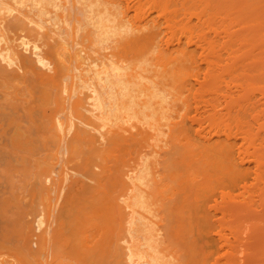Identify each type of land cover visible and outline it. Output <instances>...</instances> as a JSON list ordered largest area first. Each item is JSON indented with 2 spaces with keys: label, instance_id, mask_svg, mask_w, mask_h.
Here are the masks:
<instances>
[{
  "label": "bare ground",
  "instance_id": "bare-ground-1",
  "mask_svg": "<svg viewBox=\"0 0 264 264\" xmlns=\"http://www.w3.org/2000/svg\"><path fill=\"white\" fill-rule=\"evenodd\" d=\"M217 190L264 264V0H0V264H208Z\"/></svg>",
  "mask_w": 264,
  "mask_h": 264
},
{
  "label": "rangeland",
  "instance_id": "rangeland-1",
  "mask_svg": "<svg viewBox=\"0 0 264 264\" xmlns=\"http://www.w3.org/2000/svg\"><path fill=\"white\" fill-rule=\"evenodd\" d=\"M24 39H26V38H24ZM30 43H31V42H30ZM191 48H193V47H191ZM193 49H194V48H193ZM197 50H198V49H196V51H197ZM27 51H28V50H27ZM27 51H26V52H27ZM24 52H25V50H24ZM26 52H25V53H26ZM197 52H198V51H197ZM198 53H199V52H198ZM27 54H29V53H27ZM196 54H197V53H196ZM32 56H33V55H32ZM33 57H35V56H33ZM201 65H202V64H201ZM202 67H203V66H202ZM202 67H201V68H202ZM199 74H201V71H200ZM202 76H203V74H201V75L199 76V78H200V77L202 78ZM201 78H200V79H201ZM190 102L192 103L191 100H190ZM191 107H192V106H191ZM191 109H192V108H191ZM191 111L193 112V109L190 110V112H189V114L192 115L194 112L192 113ZM6 116L8 117V114H7ZM2 120H5V119L2 118ZM6 120H7V118H6ZM186 121L188 122L189 120L187 119ZM3 122H6V121H3ZM193 125L196 126V124H194V123H193ZM133 130H134V129L132 128V131H133ZM96 133H97V132H96ZM96 133H95V135H96ZM99 134H100V133L98 132V135H97V136H99ZM98 138H99V139H102L101 136L98 137ZM238 140L240 141V143H239ZM233 144H235V145H233V149H234V151H233V152H234L233 155H234V159H235V161L237 160L236 162L238 163V165H240V166L242 165V168H244L243 166L246 165L247 169H248V168L250 169L249 172L247 171V175H246V176H247V178H246L247 180H245L247 183L249 182L248 184H247V183H244L245 181H242V180H244V179H242L240 183L238 182L239 184L236 183V184H237L236 186H238L237 188H235V187H236L235 185H234V186H235V187H234L235 189L232 187L236 192H235L234 190H232V188H230V189L232 190V191H231V190H230V191H231V193H233V195L236 196V193H237V196H240V195H238V193L240 192V193L242 194V193L244 192V191H243V187H242V186H243V185H242L243 183H244V185L247 184L246 186H248V185L250 184L251 188L253 187V184H252V183L254 182L253 180H254V178H255V175H254L255 172H254V171H255V169H256V165H255V162H254V161L251 162L252 159L249 160L250 162H248V163L246 162L247 160H244V161L242 160L243 157H246V158H247V156H244V155H246V154H244V152L246 151V149H245V151H244V147H243L242 145H245V144H243V142L241 141L240 137H239V138H236V139L233 141ZM237 146H238V148H240L241 151L238 150ZM240 146H241L242 148H241ZM235 150H238V153H237V151H235ZM242 150H243V151H242ZM249 151H250V150H249ZM236 153H237V155H238V154L240 155V154L242 153V155L236 157V156H235ZM246 153H247V152H246ZM60 154H61V153H60ZM60 154H59V155H60ZM60 156H62V154H61ZM241 156H242V159H240ZM239 157H240V158H239ZM237 158H239V162H240V161H242V162L239 163ZM247 159H248V158H247ZM243 164H244V165H243ZM252 164H253L254 166H253ZM248 165H249L250 167H249ZM240 166H239V167H240ZM251 168H252V169H251ZM253 168H254V169H253ZM251 173H254V174H251ZM249 175H250V176H249ZM244 178H245V177H244ZM251 178H253V179H251ZM251 180H252V181H251ZM45 182H46L45 184L48 183V181H45ZM254 184H255V183H254ZM239 186H240V187H239ZM250 186H249V188H250ZM249 188H248V190H250ZM26 190H27V189H26ZM252 190H253V188L251 189V191H252ZM251 191H249V192H251ZM21 192H24V195H25V193H26L27 191L25 192V189H24V190L21 191ZM216 192H218V193H217V196H216V197L213 196V198L215 197V200L217 199V200H216V203L214 202V199H211L212 201L210 200L211 202H209V203H212V202H213V203L217 204V206L219 207V209L217 208L218 210L216 209V211H214V212H213L214 209L210 210L211 213L213 212V214H211V215H212L211 217H212V219H213L214 216H215L214 218H217V217H218V218H221V220H222V221H221V222H222L221 224H222V225H223V220H224V225H223V226L225 227V229H223V228H224L223 226H222L221 229H219L221 226L218 227L219 225H218V222L216 221L217 219H216V220H214V219L211 220L212 222L215 221L214 224H215L216 228L213 227L214 224L212 223V227H213V228H211V226H210L211 229L209 228V229H210L209 232L211 231V234H209V235H211V237L208 235L209 237L207 236V237H205V238L203 239V240H205V241H204V242H205L204 244H208V245H206L205 249L207 248L206 250L210 251L209 257H210V256L212 257V255H213L212 259L210 258L211 260H208V261H207L208 264H212V263L215 264L216 261H213V260H216V259H218V260H217V261H218V262H217L218 264H223V263L225 262V259H224V257H225V250H224L225 248H224V247H225V246L222 245V240L219 239V235H218V233H217V230H222V231H220V232H221V233L224 232V234H225V232H226L225 235H227V234L229 235V233L231 232V231L229 230V227H230L229 224H231V223H229V224L227 223V222H229V221H227V220H229V216L227 217V214H226V217H225V215H223V214H222L223 216L221 215L222 210L220 211V209H221V208H220V205H221V203H222V201H221L222 198H221L220 195H218V194H219V191L217 190ZM28 193H29V192H28ZM240 193H239V194H240ZM255 193H256V192H253V194H254L253 196L257 195V194H255ZM22 195H23V193H22ZM26 195H27V193H26ZM26 195H25V196H26ZM29 195H32L31 192H30ZM215 195H216V193H215ZM237 196H236V197H237ZM31 197H33V196H31ZM28 198L31 199V201L33 200L32 198H30L29 196H27L26 199H28ZM256 198H257V199L254 198V200H255V201L257 200V202H258V196H257ZM22 199H23V198H22ZM29 199H28V200H29ZM23 200L25 201V198H24ZM36 200H37V199H36ZM29 201H30V200H29ZM29 201H28V202H29ZM34 201H35V200H34ZM34 201H32L33 203L30 202V203H32V206L35 205V209H34V207H32V208L34 209L33 212H32L33 209L31 210L32 213H29V212H28V214H25V213H24L23 215H22V213L20 214V215H22V216L25 218V220H28V225L30 224V227H29V228H32V233H33V234L31 233V234H32V238H33V237L35 238V235L38 234V233L40 232V230H41L40 227H42V226L44 225V224L42 223V224L40 225V227L38 226V225L40 224V222L38 223L37 220H38L39 218H41L39 215H41V216H43V215H42V211L39 209V207H41V206L38 207V204H39V203L36 201V204L38 203V204L36 205V204H34ZM217 201H218V202H217ZM219 201H220V202H219ZM25 202H26V203H25ZM25 202L22 201V203H24L25 205L23 204V205H21V207H22V206H23V207H24V206L26 207L27 205L31 206V204H29V203L27 202V200H26ZM33 204H34V205H33ZM29 206H28V207H29ZM221 206H222V205H221ZM23 207H22V208H23ZM28 207H26V209H28ZM37 207H38V210L41 211V214L38 213V212H40V211H38V210L36 209ZM256 207H257V203H256ZM257 208H258V209L260 208V203H259V202H258V207H257ZM24 209H25V208H24ZM26 209L23 210V211H26V212H27ZM29 209H30V207H29ZM35 210H37V211H35ZM29 211H30V210H29ZM219 212H221V213H219ZM223 212H224V211H223ZM37 213H38V214H37ZM215 214H216V215H215ZM20 215L18 214V217H19ZM213 215H214V216H213ZM22 216L20 217L21 219H23ZM223 217H225V219H224ZM20 218H19V219H20ZM210 219H211V218H210ZM25 220H24V221H25ZM18 221H19V220H18ZM21 221H23V220H20L19 222H21ZM24 221H23V222H24ZM39 221H40V220H39ZM19 222H18V224L20 225ZM25 222H26V221H25ZM25 222H24V223H25ZM29 222H30V223H29ZM216 222H217V223H216ZM219 222H220V221H219ZM0 224H1V223H0ZM21 224H23V223L21 222ZM221 224H220V225H221ZM226 224H227V226H226ZM23 225L25 226L26 223L23 224ZM20 226H21V225H20ZM0 227H1V225H0ZM16 227L18 228L17 225H16ZM33 227H34V228H33ZM227 227H228V228H227ZM213 229H214V230H213ZM0 230H1V229H0ZM30 230H31V229H30ZM212 230H213L214 233L212 232ZM227 231H228V232H227ZM229 231H230V232H229ZM228 235H227V236H228ZM216 237H217V240L215 239ZM229 237H230V239L232 238L231 235H229ZM34 238H33V240H34ZM11 239H12V238H11ZM213 239H214V240H213ZM13 240H14V239H13ZM13 240H12V242H13ZM203 240H202V242H203ZM219 240H221V241H219ZM9 242H10V241H9ZM9 242H8V243H9ZM12 242H11V243H12ZM32 242L35 243V240L32 241ZM32 242H31V243H32ZM202 242H201V243H202ZM208 242H209V243H208ZM210 242H211V243H210ZM220 242H221V243H220ZM16 243H17V241H16ZM16 243H13V244H16ZM34 243H33L32 245H34ZM13 244H12V245H13ZM218 244H219V245H218ZM7 245H8L7 247H9V244H7ZM213 245H214V246H213ZM204 246H205V245H204ZM219 246H220V247H219ZM12 247H13V246H12ZM10 248H11V245H10ZM6 249H7V248H6ZM11 249H12V248H11ZM14 249H15V247H14L12 250H10L11 252H10L8 249H7V250H8V252L12 253V251H14ZM213 249H214V251H213ZM3 250H4V249H3ZM206 250H205V251H206ZM223 250H224V251H223ZM5 251H6V250H5ZM208 251H206V252H208ZM211 251H213V252H211ZM14 252L16 253V250H15ZM216 252H217V253H216ZM5 253H7V251H6ZM208 253H209V252H208ZM214 254H215V255H214ZM222 255H223V256H222ZM7 256H8V255H7ZM10 256H11V255H10ZM10 256H9V257H10ZM214 256H215V257H214ZM10 258H11V257H10ZM215 258H216V259H215ZM221 258H222V259H221ZM208 259H209V258H208ZM220 260H221L222 262H221ZM223 261H224V262H223ZM220 262H221V263H220ZM217 263H216V264H217Z\"/></svg>",
  "mask_w": 264,
  "mask_h": 264
}]
</instances>
